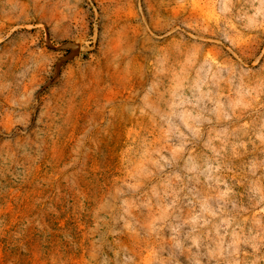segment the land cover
<instances>
[{"label":"rangeland","instance_id":"obj_1","mask_svg":"<svg viewBox=\"0 0 264 264\" xmlns=\"http://www.w3.org/2000/svg\"><path fill=\"white\" fill-rule=\"evenodd\" d=\"M0 264H264V0H0Z\"/></svg>","mask_w":264,"mask_h":264}]
</instances>
